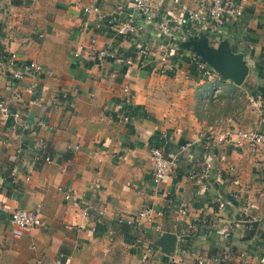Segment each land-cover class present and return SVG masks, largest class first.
I'll return each mask as SVG.
<instances>
[{"label":"crops","instance_id":"crops-1","mask_svg":"<svg viewBox=\"0 0 264 264\" xmlns=\"http://www.w3.org/2000/svg\"><path fill=\"white\" fill-rule=\"evenodd\" d=\"M200 1L154 6L177 15L180 3L195 9ZM93 6L99 12H84ZM131 18L138 20L131 0H0V101L9 109L0 111V264H197L224 250L231 260L214 264H264V146L241 151L216 140L227 129L264 133L248 101L260 98L264 109V0L248 1L219 40L208 27L198 36L243 55L249 74L241 86L214 70L203 75L190 62L194 52L151 26L118 36L110 21ZM153 43L165 46V62L137 53ZM102 48L118 58L98 62ZM11 54L52 75L14 78ZM36 144L51 162L34 160ZM157 145L175 166L158 184L150 159ZM38 207L42 225L14 236V211ZM146 207L155 217L140 228L118 223ZM242 213L257 223L237 221ZM165 232L177 236L169 256L157 245Z\"/></svg>","mask_w":264,"mask_h":264},{"label":"built area","instance_id":"built-area-1","mask_svg":"<svg viewBox=\"0 0 264 264\" xmlns=\"http://www.w3.org/2000/svg\"><path fill=\"white\" fill-rule=\"evenodd\" d=\"M250 0H241L236 2L235 0H201L195 9H189L187 5L180 3V14L173 15L172 13L166 15H160L155 9V0H131V6L134 11V15L138 20L131 18L125 21H110L111 26L114 27L118 36L126 39L136 38L141 35V32L146 30L147 26H151L160 38L169 37L171 44L175 45L177 41H186L190 37L201 33L202 28L208 27L211 33V41L219 40L220 29L225 23L232 19L237 20L242 17L246 3ZM174 2L179 3L178 0ZM99 12L97 6L91 8L86 7L84 12L90 11ZM104 18V15H101ZM98 42L96 37L91 39V46H94ZM153 52L161 54V61L165 62L166 52L165 46L161 44H147L142 45L137 53L143 58L147 59ZM75 58L79 57V53L75 52L73 55ZM190 62L197 68V70L206 75L209 70H212L205 62H203L196 55L191 56ZM118 54L116 50L109 48L98 49L94 54V59L98 62H103L107 59L116 60ZM7 64L11 69V72L16 79L22 77L40 78L43 75L51 76L50 71L45 70L36 63L29 62L24 63L20 61L15 54L9 55ZM212 72V71H211ZM124 92L129 94V86H125ZM249 104L252 108L260 110V123L264 126V109H262L263 102L260 98L253 96L248 97ZM0 111L3 115H7L9 112L8 106L4 101H0ZM124 121L128 122L129 118L125 117ZM218 143H225L231 148L244 151L250 149L251 151H258L264 146V133L258 131H248L237 129L231 131L229 129L223 131L216 138ZM36 150L34 160H42L45 163L51 162L52 158L44 151V147L41 144L33 145ZM68 150L77 152L78 146H68ZM150 159L153 166L154 183L158 184L165 177H167L174 169V159H170L165 155V152L160 147L150 148ZM70 198V194H66V199ZM237 195H234L232 199H236ZM228 202H219V208H227ZM84 216H89L88 211L83 210ZM185 212V210L183 211ZM155 217V212L150 207L143 208L127 218H120L118 223L129 228H140L145 221H151ZM43 215L40 208H35L31 211L16 210L11 216L10 226L12 228V234L19 236L31 229L38 228L42 225ZM234 225L228 222L222 232V236L230 238ZM151 251V248L148 249ZM231 260V254L229 250H224L220 256L206 255L200 257L197 260V264H214L215 262L222 263L223 261Z\"/></svg>","mask_w":264,"mask_h":264},{"label":"water","instance_id":"water-1","mask_svg":"<svg viewBox=\"0 0 264 264\" xmlns=\"http://www.w3.org/2000/svg\"><path fill=\"white\" fill-rule=\"evenodd\" d=\"M199 35L200 34H196L186 41H177L175 46L177 45L181 49L191 50L194 52V55L199 57L212 70L232 79V81L238 86L243 85L249 74V66L245 62L243 55L232 54L224 48H220L217 51L213 50L208 46L209 42L207 39H202L204 40V43H199ZM258 89V91L264 95V85H260ZM237 221L250 226L257 223L244 213L237 216ZM176 241L177 236L175 234L165 232L159 237L157 245L164 255L169 256L175 249Z\"/></svg>","mask_w":264,"mask_h":264},{"label":"trees","instance_id":"trees-1","mask_svg":"<svg viewBox=\"0 0 264 264\" xmlns=\"http://www.w3.org/2000/svg\"><path fill=\"white\" fill-rule=\"evenodd\" d=\"M157 147H158V145H157Z\"/></svg>","mask_w":264,"mask_h":264}]
</instances>
